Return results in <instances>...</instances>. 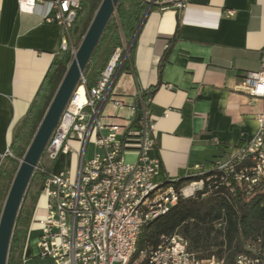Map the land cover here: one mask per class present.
<instances>
[{
    "label": "crops",
    "instance_id": "obj_1",
    "mask_svg": "<svg viewBox=\"0 0 264 264\" xmlns=\"http://www.w3.org/2000/svg\"><path fill=\"white\" fill-rule=\"evenodd\" d=\"M37 1L36 13H22L19 0H0V165L61 46V26L46 19L50 0ZM182 3L178 31L176 10H150L131 65L121 68L113 84L116 97L137 104L140 92L158 84L160 59L176 36L161 87L148 103L155 125L154 155L161 163L158 182L186 179L196 165L210 170L217 160L248 144L258 131L257 115L263 108L261 100L238 87L246 73L264 65V0ZM105 110L114 122L128 123L127 108L108 104ZM136 157L134 151L125 155L128 162ZM47 161L43 165L58 173L74 160L62 155L55 161L62 163L56 170ZM44 213L41 209L38 215ZM40 234L34 214L21 264H52L40 256Z\"/></svg>",
    "mask_w": 264,
    "mask_h": 264
},
{
    "label": "built area",
    "instance_id": "obj_2",
    "mask_svg": "<svg viewBox=\"0 0 264 264\" xmlns=\"http://www.w3.org/2000/svg\"><path fill=\"white\" fill-rule=\"evenodd\" d=\"M82 1L50 0L47 21L70 30L83 8ZM39 5L37 0H19L22 13H36ZM179 7L185 4L179 2ZM61 49H68L65 36ZM77 50L72 49L74 56ZM129 50L115 51L93 87H87L83 75L46 147L42 159L55 162L62 155H72L74 161L72 168L51 172L44 181L41 198H46L45 205H38L35 211L41 231L37 241L40 256L52 264H222L214 258L198 260L177 233L162 236L156 248L140 252L139 260L133 261L143 227L166 215L181 198L195 196L203 190L204 182L194 180L178 190L175 180H156L161 163L154 155L155 125L148 106L151 100L139 109L137 104H127L113 93ZM238 88L263 102L255 137L226 159L217 160L210 170L196 165L187 178L217 171L222 173V180L230 175L250 193L264 180V65L259 71L246 73ZM141 95L142 92L138 94ZM108 104L129 110L126 125L106 115ZM135 120L138 129L131 130ZM130 151L136 153L134 162L125 159ZM7 155L12 154L8 151ZM41 209L45 213L39 216ZM236 264L260 261L241 256Z\"/></svg>",
    "mask_w": 264,
    "mask_h": 264
},
{
    "label": "trees",
    "instance_id": "obj_3",
    "mask_svg": "<svg viewBox=\"0 0 264 264\" xmlns=\"http://www.w3.org/2000/svg\"><path fill=\"white\" fill-rule=\"evenodd\" d=\"M121 0L97 49L84 72L87 87H93L100 79L105 67L118 48H130L129 55L122 65L128 68L133 60L137 44L135 35L148 9H174L177 16V31L182 20V8L176 4L184 0ZM102 0H83L74 26L70 30L62 28L61 39L67 38L68 49L61 46L56 54L27 115L16 127L10 147L12 155H7L0 165V218L7 196L31 142L39 129L44 116L52 103L72 61V49H78ZM91 6L90 16L84 19V8ZM176 40L169 41L159 62V82L156 86L143 91L139 109L152 100L161 87V75ZM61 42V40H60ZM131 130L138 129V121L131 125ZM42 169L44 171H42ZM52 169L42 163L35 174L24 197L16 220L7 264H21L28 231L35 214L38 200L43 192L45 179ZM213 176L210 181L208 177ZM34 180L38 189L30 193ZM203 181L204 188L190 198H181L178 204L166 215L143 227L137 242V252L133 261L140 258V252L156 248L162 236L180 234L188 242V250L198 260L216 259L222 264H236L241 256L257 259L264 264V180L248 193L235 179L222 173L211 171L203 177L186 178L174 183L181 189L191 181ZM227 183L230 185L227 186Z\"/></svg>",
    "mask_w": 264,
    "mask_h": 264
},
{
    "label": "water",
    "instance_id": "obj_4",
    "mask_svg": "<svg viewBox=\"0 0 264 264\" xmlns=\"http://www.w3.org/2000/svg\"><path fill=\"white\" fill-rule=\"evenodd\" d=\"M120 1L121 0H102L91 25L74 56V60L70 64L39 129L31 142V145L21 162L0 218V264L8 263L10 244L16 220L30 182L44 156L53 132L59 124L64 109L73 92L79 85L98 44L100 43L112 17L116 13ZM150 3L151 5L154 4L155 0H152ZM149 12L150 8L144 16L135 35V39L137 38Z\"/></svg>",
    "mask_w": 264,
    "mask_h": 264
},
{
    "label": "rangeland",
    "instance_id": "obj_5",
    "mask_svg": "<svg viewBox=\"0 0 264 264\" xmlns=\"http://www.w3.org/2000/svg\"><path fill=\"white\" fill-rule=\"evenodd\" d=\"M84 13H85V14H84V19H85V18L87 19V18L90 16V13H91V6L89 5V3L85 5ZM44 161H45V158L41 160L42 164H44ZM60 162H61V161L57 162V164H56L55 162L47 161V163H49V164H53V163H54L53 165H55V167H54L55 170L58 169L59 167H61L62 163H60ZM72 164H73L72 161H71V163H68L69 168H72ZM30 183H31V182H30ZM38 187H39V185H38V181H37V180H34V181L32 182L31 187H30V193H31V194L34 193V192L38 189ZM44 204H45V198L42 197V199H41V206H43Z\"/></svg>",
    "mask_w": 264,
    "mask_h": 264
},
{
    "label": "bare ground",
    "instance_id": "obj_6",
    "mask_svg": "<svg viewBox=\"0 0 264 264\" xmlns=\"http://www.w3.org/2000/svg\"><path fill=\"white\" fill-rule=\"evenodd\" d=\"M45 198V197H44ZM45 201H46V198H45Z\"/></svg>",
    "mask_w": 264,
    "mask_h": 264
}]
</instances>
